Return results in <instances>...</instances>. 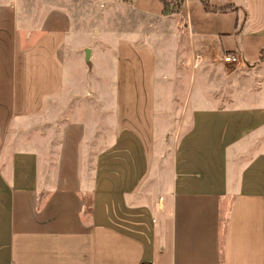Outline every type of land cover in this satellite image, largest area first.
I'll return each instance as SVG.
<instances>
[{"label": "crops", "instance_id": "0c3cea01", "mask_svg": "<svg viewBox=\"0 0 264 264\" xmlns=\"http://www.w3.org/2000/svg\"><path fill=\"white\" fill-rule=\"evenodd\" d=\"M100 1L105 7L114 2ZM135 1L121 5L140 13L138 20L155 19L145 0ZM21 6L0 0V264H264V81L258 79L264 0H210L212 9L231 6L227 12L207 11L199 0L181 6L188 37L204 43V87L193 89L183 108L187 116L169 151L168 192L160 198L149 191L161 158L158 57L142 27L110 43L122 182L91 186L87 125L50 117V103L64 92L72 15L67 4L45 6L31 20ZM163 11L156 19L165 17ZM193 11L202 16L197 22ZM233 11L242 15L238 41L226 46L222 37L233 34L225 32L220 16ZM226 55L239 58L231 95L224 72L215 73L210 63H224ZM35 119L46 146L60 127L50 143L57 148L54 159L17 143L19 125ZM126 162L136 180L124 185ZM117 212L145 216L137 222L143 228L113 224Z\"/></svg>", "mask_w": 264, "mask_h": 264}, {"label": "rangeland", "instance_id": "374dc122", "mask_svg": "<svg viewBox=\"0 0 264 264\" xmlns=\"http://www.w3.org/2000/svg\"><path fill=\"white\" fill-rule=\"evenodd\" d=\"M19 2L22 3L23 13H26L31 20L45 6L55 8L67 4V9L72 15L74 23V30L70 36L72 42L69 43L64 54L66 71L64 92L58 101L50 103V117L60 120L68 117L87 125L90 146L87 148L89 156L86 157V168L88 176H91L89 181L91 186H94V181L97 180L106 183L116 181L119 185L122 182L121 150L116 143L113 127L114 48L110 47V43L114 41V36H134L133 33L138 30L133 27H142L139 31L148 37L147 40L153 44L158 57L156 133L161 158L159 162H156L151 175L150 181L154 183L150 184L149 191L153 192L154 198H160V195L166 194L170 182L171 152L169 151L170 148L173 149L178 130L187 116L183 108L189 102L192 90L204 87V43L193 42L188 37V31L185 28V21H188L182 17L186 13L179 15L178 2L169 4L168 10L173 13L171 16L156 19L155 16H160L159 13L163 7L161 1L145 0L148 8L152 10L150 16H154L155 19L141 16L139 20L140 13L133 12L126 5H121L122 0H114L106 7L100 0H19ZM241 16V13L236 11L221 14L222 27L225 32L233 34L222 37L226 46H234L235 41H238L235 33ZM201 18L200 14L193 11L194 22ZM204 23H208L206 16H204ZM86 49L91 50L89 61H86ZM210 63L215 73L224 72L223 84L226 92L231 95L232 85L237 79L234 77L235 71L238 69L234 64L221 61L216 62L210 59ZM260 63L262 77L258 79L263 82L264 58ZM219 78L214 77L212 80H220ZM207 80L210 84V79ZM19 127L17 132L20 133L14 134L19 140L17 143L49 152L48 155L54 159L57 148L50 143H56L59 126L54 128V136L50 137L52 142H47L49 146L44 145L40 139L43 127L39 119L24 121ZM132 168L130 162L125 163L124 185L132 184L136 180V174L131 173ZM104 197H109L110 202L113 201L116 204L122 202L119 197L111 195ZM117 213L120 217L114 220L113 224L131 231L143 228L137 222H143L145 216ZM155 220L162 225L157 215Z\"/></svg>", "mask_w": 264, "mask_h": 264}, {"label": "trees", "instance_id": "16d2710c", "mask_svg": "<svg viewBox=\"0 0 264 264\" xmlns=\"http://www.w3.org/2000/svg\"><path fill=\"white\" fill-rule=\"evenodd\" d=\"M162 3H163V6H164V11H163V16H171L173 13H171L169 10H168V6L170 3H173V2H178L177 6L180 5V8L181 6L184 4V2L186 0H161ZM205 10L207 11H214V12H217V11H221V12H227L228 10H232V7L231 6H226V7H215L214 9L211 8L210 6V0H199Z\"/></svg>", "mask_w": 264, "mask_h": 264}, {"label": "built area", "instance_id": "2783aa9c", "mask_svg": "<svg viewBox=\"0 0 264 264\" xmlns=\"http://www.w3.org/2000/svg\"><path fill=\"white\" fill-rule=\"evenodd\" d=\"M239 58L235 55H226L224 56V63L226 64H236Z\"/></svg>", "mask_w": 264, "mask_h": 264}, {"label": "water", "instance_id": "95a60500", "mask_svg": "<svg viewBox=\"0 0 264 264\" xmlns=\"http://www.w3.org/2000/svg\"><path fill=\"white\" fill-rule=\"evenodd\" d=\"M90 50H86V60L89 61Z\"/></svg>", "mask_w": 264, "mask_h": 264}]
</instances>
